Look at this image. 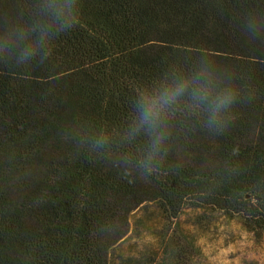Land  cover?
<instances>
[{
    "label": "trees",
    "instance_id": "obj_1",
    "mask_svg": "<svg viewBox=\"0 0 264 264\" xmlns=\"http://www.w3.org/2000/svg\"><path fill=\"white\" fill-rule=\"evenodd\" d=\"M56 2L0 0V264H114L149 203L164 222L211 210L261 238L264 0H74L78 25L22 61ZM179 85L149 160L155 133L131 132L138 108ZM158 248L134 264L191 263L177 232Z\"/></svg>",
    "mask_w": 264,
    "mask_h": 264
},
{
    "label": "rangeland",
    "instance_id": "obj_2",
    "mask_svg": "<svg viewBox=\"0 0 264 264\" xmlns=\"http://www.w3.org/2000/svg\"><path fill=\"white\" fill-rule=\"evenodd\" d=\"M175 232L193 244L190 264H264V235L258 238L248 232L239 218L189 209L171 224L164 222L154 203L132 215L129 236L112 252V262L134 264L147 252L158 250L165 235Z\"/></svg>",
    "mask_w": 264,
    "mask_h": 264
},
{
    "label": "clouds",
    "instance_id": "obj_3",
    "mask_svg": "<svg viewBox=\"0 0 264 264\" xmlns=\"http://www.w3.org/2000/svg\"><path fill=\"white\" fill-rule=\"evenodd\" d=\"M74 0H68L67 6L59 5V0L56 3L47 5L45 11H51L55 19L52 24H49L46 28H41L39 38L32 44H29L23 51L21 60L30 59L37 55V50L42 48L46 41L50 38L53 32H64L66 30H72L78 25V19L73 11ZM39 26V25H37ZM35 31V27L32 28ZM245 30L255 37L259 28L256 24L249 22L245 25ZM16 31L21 33L23 38V32L20 29ZM7 38L5 37V40ZM49 53L44 54V59L47 58ZM186 91L183 85L177 86L173 89H166L164 93L158 99H146L138 108L139 116L134 119L133 127L131 129L132 134H138L141 128L151 135L155 133V138L152 140L151 148L152 153L149 155V160L152 158V154L160 150L164 139L166 138L163 132L158 131V122L160 120L162 110L165 105L175 101V99L182 95ZM207 93H205L206 95ZM235 99V94L231 90H228L224 95L217 98V100L211 105V115L209 118L208 126L212 128L214 125H221L224 122L222 115L223 111L228 109ZM217 132L223 131V127H217Z\"/></svg>",
    "mask_w": 264,
    "mask_h": 264
}]
</instances>
